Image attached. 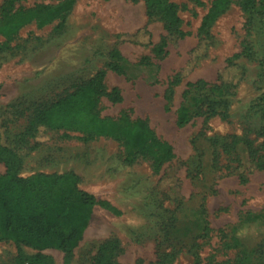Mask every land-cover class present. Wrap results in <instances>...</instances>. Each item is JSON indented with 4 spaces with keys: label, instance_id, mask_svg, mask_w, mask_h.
Listing matches in <instances>:
<instances>
[{
    "label": "rangeland",
    "instance_id": "rangeland-1",
    "mask_svg": "<svg viewBox=\"0 0 264 264\" xmlns=\"http://www.w3.org/2000/svg\"><path fill=\"white\" fill-rule=\"evenodd\" d=\"M59 1L20 0L14 8ZM172 1L179 7L187 34L170 40L161 58L155 57L153 48L164 32L163 22L147 18L143 0H74L63 21L57 19L42 27L34 22L23 25L7 47L0 49V129L6 144L26 151L19 175L74 173L80 189L120 211L116 215L96 205L82 238L67 258L56 248L37 251L0 240V264H20V256L38 252L53 264H90L100 243L107 240L118 242L114 259L119 264H191L195 251L203 262L211 256L216 261L234 258L236 250L222 247L218 230L229 231L244 211L262 210L264 168L244 165L235 173L238 162L224 157L221 175L216 176L209 169L207 149L200 145L198 151L192 139L200 132L205 136L234 135L249 140L253 155L261 159L264 6L245 14L232 3L211 27L212 44L191 61L197 29L211 0H201L202 5L192 0ZM143 26L149 36L135 34ZM4 42L0 35V43ZM244 45L251 56H234L241 54ZM114 51L120 58L113 56ZM142 59L145 62L139 63ZM111 63L123 72L109 69ZM100 69L106 71V89L116 87L122 97L118 103L102 97L100 115L117 117L126 111L131 118L144 119L172 146L174 158L158 172L145 158L126 162L122 144L108 137L82 141L63 137L61 132L40 131L27 144L20 143L37 107L72 91ZM177 71L183 77L167 111L163 93ZM217 77L232 82L226 94L227 118L213 117L204 123L198 116L177 126L176 110L185 84L197 79L213 83ZM31 145L34 147L28 149ZM201 203L211 229L209 237L202 231ZM239 236L251 258V250L261 248L264 264V222L243 227Z\"/></svg>",
    "mask_w": 264,
    "mask_h": 264
},
{
    "label": "trees",
    "instance_id": "trees-1",
    "mask_svg": "<svg viewBox=\"0 0 264 264\" xmlns=\"http://www.w3.org/2000/svg\"><path fill=\"white\" fill-rule=\"evenodd\" d=\"M17 1L20 0H3L0 4V35L5 38V42L0 43V49L7 47L8 40L23 25L34 22L42 27L57 19L63 21L74 2V0H60L56 5L38 3L28 8H14ZM143 1L147 18H157L163 22L164 32L153 48L155 57L161 58L167 52L169 41L182 39L187 32L182 28L178 14L179 7L175 2ZM192 1L202 5L201 0ZM232 3L238 4L245 14H250L257 7L264 6V0H211L197 29L198 41L191 51V61H196L212 44L211 27ZM139 33H146L149 36L145 26L137 29L135 34ZM240 55L246 58L251 56L247 45L243 46L241 54L234 56ZM113 56L120 58L116 51L113 52ZM229 61L230 66L235 64L231 59ZM144 62L143 59L139 61V63ZM108 68L116 73L123 72L120 66L113 63L109 64ZM105 72L104 69L98 70L93 77L79 83L72 91L37 107L20 137V143L27 144L25 142L28 138L36 136L40 131L61 132L63 137L75 136L82 141L108 137L122 144L126 162L133 163L139 158H145L150 161L153 170L158 172L165 163L174 158L170 143L157 136L144 119L131 118L126 111L120 112L117 117L100 115L99 103L102 97H106L112 103L122 100L118 88L106 89ZM182 77L181 71L174 73L163 93L164 109L167 111L170 108L174 88L181 83ZM231 86L232 82L220 77H217L213 83L204 79L187 82L181 92L182 101L176 110V125L182 127L198 116L203 118L204 123L213 117L226 119L229 105L226 94ZM259 101L264 106V93ZM3 132L0 129V163L4 167V172L0 173V240H10L37 251L49 247L56 248L67 258L82 238L96 205L110 213L120 214L118 208L110 202L98 200L92 193L80 189L74 173H35L21 177L19 172L26 151L23 147L20 150L6 144ZM192 144L198 151L200 145L205 146L209 155V169L216 176L221 175L224 157L238 162L236 169L232 171L235 173L240 172L237 170L244 165L250 169L264 168V141L260 147L263 150L260 160L253 155L254 150L249 140L234 135L205 136L200 132L192 139ZM33 147L34 145H31L28 149ZM199 213L203 235L209 237L208 232L211 229L203 203L199 206ZM261 222H264V207L259 212L244 211L229 231L218 230L222 247L236 250L234 258L216 261L214 256H211L203 262L195 251L194 261L191 264H262L261 248L256 247L251 250L253 254L251 258L239 236L243 227ZM117 247L116 240L100 243L90 264H119L114 259V251ZM24 261L53 264L51 259L39 252L34 256H20L19 263L23 264Z\"/></svg>",
    "mask_w": 264,
    "mask_h": 264
},
{
    "label": "built area",
    "instance_id": "built-area-1",
    "mask_svg": "<svg viewBox=\"0 0 264 264\" xmlns=\"http://www.w3.org/2000/svg\"><path fill=\"white\" fill-rule=\"evenodd\" d=\"M26 264H38V263H30V262H26Z\"/></svg>",
    "mask_w": 264,
    "mask_h": 264
}]
</instances>
